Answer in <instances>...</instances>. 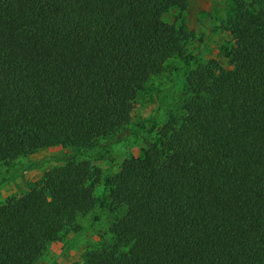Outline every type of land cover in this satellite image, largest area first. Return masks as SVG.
<instances>
[{"label": "trees", "instance_id": "obj_1", "mask_svg": "<svg viewBox=\"0 0 264 264\" xmlns=\"http://www.w3.org/2000/svg\"><path fill=\"white\" fill-rule=\"evenodd\" d=\"M180 0H0V163L85 148L191 33ZM232 67L199 61L182 102L111 185L108 238L82 264H264V0H234ZM99 168L69 157L0 203V264H34L96 204Z\"/></svg>", "mask_w": 264, "mask_h": 264}, {"label": "rangeland", "instance_id": "obj_2", "mask_svg": "<svg viewBox=\"0 0 264 264\" xmlns=\"http://www.w3.org/2000/svg\"><path fill=\"white\" fill-rule=\"evenodd\" d=\"M234 5V0H180L164 14L165 21L191 33L184 55L170 58L161 73L148 80L138 92L123 128L115 135L85 148L42 147L0 163V203L8 196L26 192L46 170L69 157L86 160L101 172L94 187L95 206L78 216L74 227L49 242L34 264H82L84 252L108 238L107 230L115 216L108 210L111 185L107 178L121 170L126 157L139 156L147 140L158 138L160 126L178 111L186 75L199 61L214 59L222 67H232L231 47L242 42L229 25Z\"/></svg>", "mask_w": 264, "mask_h": 264}]
</instances>
